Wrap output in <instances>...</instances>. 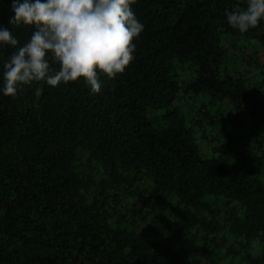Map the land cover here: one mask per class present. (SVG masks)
Instances as JSON below:
<instances>
[{
  "label": "trees",
  "instance_id": "obj_1",
  "mask_svg": "<svg viewBox=\"0 0 264 264\" xmlns=\"http://www.w3.org/2000/svg\"><path fill=\"white\" fill-rule=\"evenodd\" d=\"M11 2L0 24L23 44L33 27L8 24ZM245 6L136 0V58L102 75L99 94L82 78L0 94V264H264L263 170L246 166L264 148V104L227 62L241 37L264 44V23H227L226 8ZM13 51L0 47V62ZM202 95L234 105L238 162L214 143L220 107L190 112Z\"/></svg>",
  "mask_w": 264,
  "mask_h": 264
},
{
  "label": "clouds",
  "instance_id": "obj_2",
  "mask_svg": "<svg viewBox=\"0 0 264 264\" xmlns=\"http://www.w3.org/2000/svg\"><path fill=\"white\" fill-rule=\"evenodd\" d=\"M243 9H225L227 23L240 33L264 23V0H243ZM136 0H12L8 24L32 26L21 44L0 24V47L14 51L0 62V94L16 97L25 86L50 87L81 78L92 94L102 75L115 79L136 58L134 42L144 31L132 5ZM58 65V67H56Z\"/></svg>",
  "mask_w": 264,
  "mask_h": 264
},
{
  "label": "rangeland",
  "instance_id": "obj_3",
  "mask_svg": "<svg viewBox=\"0 0 264 264\" xmlns=\"http://www.w3.org/2000/svg\"><path fill=\"white\" fill-rule=\"evenodd\" d=\"M228 44V43H227ZM230 48L228 49L227 54V62L228 67L231 70H236L241 72L244 75L245 81L251 91L257 92L258 96L263 99L264 104V44L257 39L251 38H242L236 41V46L232 44H228ZM251 56L253 57V65L249 66L245 58ZM257 64V66H255ZM210 98L208 96H200L194 99H190L187 106H190V112L197 110L201 102H208L209 109L211 112H214L218 107L221 109V119H223L220 123V126L216 127L214 130L216 135V141L214 142L217 147H219L220 152H226L227 157L229 158L230 163L238 162L235 158H232L231 152H235L236 150H240L241 145H245L247 143V139L243 141L242 137H238L235 140L233 146L235 151L229 149L230 141H229V132H232L233 129L238 130V118L236 110L234 109V105L222 103V104H212L209 103ZM186 106V107H187ZM244 116L246 114H243ZM243 116V117H244ZM242 116H240L241 118ZM253 122L257 120V117H251ZM251 125L248 123L246 128L248 131H251ZM197 142L201 146L204 154H208L206 152V148H209V142H207L206 138L203 139L202 134L200 131L197 132ZM243 138H246L244 136ZM256 156L259 157L258 160L251 159L250 163H247L246 166H255L258 170H263L262 172L258 173L259 177L264 181V148L260 149ZM227 261L232 260L231 257L226 259Z\"/></svg>",
  "mask_w": 264,
  "mask_h": 264
}]
</instances>
